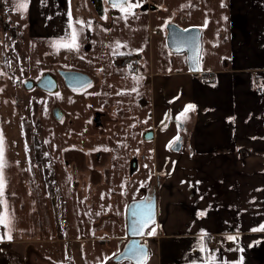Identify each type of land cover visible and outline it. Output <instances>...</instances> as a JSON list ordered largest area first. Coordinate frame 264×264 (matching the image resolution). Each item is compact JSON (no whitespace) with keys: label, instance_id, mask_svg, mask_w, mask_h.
<instances>
[{"label":"crops","instance_id":"crops-1","mask_svg":"<svg viewBox=\"0 0 264 264\" xmlns=\"http://www.w3.org/2000/svg\"><path fill=\"white\" fill-rule=\"evenodd\" d=\"M216 1L212 0L213 3ZM165 2L146 0L142 1V6H154L153 10L146 11L169 12L173 6ZM70 3L71 0H30L32 11L37 13L66 9ZM222 3L223 7L212 10L216 11L215 14L219 11L226 16L231 30L232 56L224 68L201 69L199 74H193L184 53L173 65L169 64V71L165 70L168 66L160 70L153 58L143 62L144 47L140 46L133 51L137 57L132 60L131 66H134V60L141 62L135 75L147 78L146 86L150 87L149 101L144 99V93L140 94L139 100L144 109L148 107L151 111L149 119L152 124L149 130L153 132L151 134L149 131L145 142L152 145V156H158L159 153L158 140L161 138L158 129L170 127L171 120L177 122L176 118L185 106H195L194 110L187 112L186 119L181 117L177 130L179 134L176 137H182V149L176 151L171 148L173 152L182 153L187 150L193 153L195 178L188 177L184 168L180 173L176 170L177 175L171 176L165 166L161 171H154L157 187L149 186L142 197L129 201L130 204L141 200L150 193L157 196L155 234L145 235L143 239L149 246L146 264H191L192 261H199L202 253L197 248L202 231L208 234L205 238L207 248H215L217 256L228 264H236L241 257L243 264H264V231H253L264 225V88L261 87L264 84V0H221L220 5ZM185 4L182 2L183 6ZM86 5L90 12L94 11L91 2ZM3 6L0 3V9ZM199 11L189 15L186 11L180 14L186 26L175 20L170 21L167 17H160L158 21L162 22L161 25L168 21L174 22L184 29L199 27L201 20L196 18ZM214 24L219 25L216 19L210 21L211 26ZM203 35L202 31V38ZM140 49L142 51H138ZM164 65H167L165 59ZM3 71L5 77L10 79L6 65ZM199 75L205 77L197 78ZM164 77L173 81L166 97L169 99V92L180 95L170 103L155 93L156 78L160 82ZM182 79L188 80L191 85V88L185 90L186 94H181V87H178ZM97 82L101 83L100 79ZM111 87H116V83ZM125 100L132 107L130 99ZM120 113L124 117V113ZM25 123L27 126V120ZM62 124L66 127V122ZM62 135L68 137L63 140L70 138L67 133ZM23 138L28 142L27 152L20 154L21 163L20 159L11 161L19 163L26 186L21 187L17 181L19 176H16L15 185L18 188L11 189L7 182L8 175L4 172L5 199L15 221L12 238L0 240V264H91L90 259L84 255L85 242L90 241L91 233L86 234L88 236H71L68 233L66 224L73 217V192L79 189L68 178H64L62 172H70V168L77 169L78 163H72L71 166L68 161L76 151L85 156L89 149V154L100 153L103 159L109 150L102 148V137L91 144H85L89 143L87 141L73 148L64 147L61 152L63 163L58 160L59 154L49 155L42 140H37V143V137L32 138L30 134H25ZM108 139L112 144L114 138ZM39 142L42 147L39 146L41 149L37 150ZM175 144L173 141L171 146ZM136 165L137 171L138 160ZM96 187L93 190L89 188L88 193L94 192ZM85 198L90 200L89 197H82ZM202 212L206 214L199 215ZM110 217L115 218L117 225L122 228L121 221L112 210L103 219ZM37 222H40L39 230ZM126 230L127 227L124 233L122 231L112 237L122 244L105 254L101 264H130L129 261L114 262L117 256L113 255L120 254L128 241ZM0 233H6V230L0 227ZM228 236H237V242L229 241ZM212 243L214 246H211ZM237 247L241 251H237Z\"/></svg>","mask_w":264,"mask_h":264},{"label":"rangeland","instance_id":"rangeland-1","mask_svg":"<svg viewBox=\"0 0 264 264\" xmlns=\"http://www.w3.org/2000/svg\"><path fill=\"white\" fill-rule=\"evenodd\" d=\"M89 2H91L93 12H90V8L86 5ZM182 2L190 6L182 7ZM0 3L5 5L0 9V88L2 89H0V131L4 136L6 160L4 172L8 175L7 182L11 189L18 188L15 185V179L19 176L17 180L19 185L26 186L19 163L11 161L20 159V154L27 152L29 146L23 138L25 134H31L32 138L38 136L36 142L38 143L39 139L42 140V145L48 148L49 155L59 154L60 163H63L61 152L64 147L73 148L87 141L89 143L85 144H91L102 137V148L108 149L109 152L103 159H100L95 169H90L94 173L80 168L83 153L77 151L74 152L72 158L68 159L71 166L72 163H78L77 169L70 168V172L67 170L62 172L64 178H68L72 185L79 189L78 192H73V217L66 224L69 228L68 233L71 236H88L86 234L91 233L90 241L85 242L84 255L90 259L91 264H101L105 254L119 248L122 244L120 240L112 237L119 235L122 231L124 233L127 227L126 210L130 199L142 197L149 186H158V181L154 179L155 170L161 171L166 166L173 176L177 175L176 170L180 173L184 168L188 177L195 178L193 153L190 154L187 150H183L182 153L173 152L171 149L174 138L179 134L176 121H169L170 127L166 129H158V136L161 138L158 140L159 153L158 156H152V145H148L143 138V134L150 129L152 124L149 119L151 111L148 107L144 109L139 100L141 93H144L146 102L150 99L148 96L150 87L146 86L147 78L136 77L134 73L130 74L126 67H115L112 64H115L117 56L133 53L142 46L145 49L143 62L148 58H153L160 70L169 67V64L173 65L180 58L179 56L183 57L185 54H175L169 50L166 43V23L161 25L159 18L167 17L170 21L175 20L180 25L186 26L180 14L186 11L189 15L201 10L196 14V18L201 20V25L190 27L204 32L201 69L224 68L226 61L231 60L232 56L231 30L224 19L226 16L219 11L215 14L216 11L212 10L221 8V0L215 3L212 0H166L165 4L169 3L173 6L169 12L142 11L139 7L135 9L136 14L129 16L127 20L121 19L120 11L107 4L104 7V16L100 17L92 0H71L70 6L66 9L49 12L43 10L40 13L32 11L30 0L24 12L16 10L17 0H0ZM69 13H71L73 23L75 20L91 21L92 26L90 30L85 27L80 34L79 51L61 49L57 52L52 42L65 37L71 31L68 27ZM215 19L219 25L211 26L210 21ZM206 20L208 23L204 27ZM76 27L79 29V25ZM117 42L127 47L117 49ZM118 53L125 54L119 55ZM17 54L21 55L22 63L16 64L20 68H17L15 73L9 77L10 79H7L3 74L4 65L7 69L10 65L9 61L16 58ZM138 55L142 58L140 53ZM51 56L52 61L57 62L58 65L64 68L75 67L92 74L98 77L101 83H94L82 94L74 95V97L65 96L67 94L60 96L61 109L67 113L66 127L64 124L53 122L48 109L42 112V122L34 120L26 126V120L23 117L24 114L28 115L29 107L32 109V105L29 101L19 102L11 93L13 92L11 89L13 80L19 77L18 71L25 67L26 60L31 61L30 63L43 62L38 66L44 68L49 65L48 57L51 58ZM163 59L167 65L163 66ZM231 66L232 64L229 65ZM165 70L169 71L170 67ZM203 77L205 76L199 75L197 78L202 79ZM98 78H96L97 81ZM148 78L151 77L148 76ZM108 83L111 86L116 83V87H111ZM172 85L173 81L168 77L161 78L160 82L156 78L157 97L165 99L166 103L179 97L180 95L171 92L168 93L169 99L166 97L167 90ZM178 87H181V94H186L185 90L191 88V85L188 80L182 79ZM126 98L132 102V107L124 102ZM93 110L106 113L102 129H97L90 122L93 118ZM32 111L34 112L35 109ZM120 111L124 113V117L121 116ZM143 113L145 114L141 117ZM63 133H67L70 138L63 140L68 138L62 135ZM108 138H114L112 144ZM42 145H38L37 150L41 149L39 146L42 147ZM76 153L79 154L76 155ZM132 159L139 161V169L133 175L129 172ZM21 161L20 159V163ZM65 183L68 182L65 181ZM95 187V191L89 194L87 190L89 188L93 190ZM82 197H89L90 200L82 199ZM111 210L121 221L122 228L117 225L118 221L115 218L103 219L104 215L110 213ZM36 221H38V216H36ZM39 228L40 222H37V229ZM149 228L147 231H151L155 225ZM51 231L53 233L54 229ZM35 246L40 248L38 244Z\"/></svg>","mask_w":264,"mask_h":264},{"label":"snow or ice","instance_id":"snow-or-ice-1","mask_svg":"<svg viewBox=\"0 0 264 264\" xmlns=\"http://www.w3.org/2000/svg\"><path fill=\"white\" fill-rule=\"evenodd\" d=\"M107 3L111 5L113 9L120 11L121 19L127 20L129 16H134L135 9L142 7L141 0H106ZM190 5H185L182 7H188ZM223 7V3L221 4ZM28 0H17V11L24 12L27 10ZM106 18V17H104ZM227 19L226 17L224 18ZM170 21L166 22L165 27L168 26ZM208 21H205L204 27L207 26ZM77 25H79V29H77ZM91 21L85 22L83 20H75L73 23V18L71 13H69V29L71 30L69 33L65 35V37L55 40L52 42L53 47L56 48L57 52L61 49H65L68 51H79L80 49V34L84 31V28L87 27L89 30L91 29ZM189 29H185L184 32H189ZM175 39V37H173ZM179 46L175 49L177 53L182 52L185 48L193 53V55L189 58L190 63V71H199L201 70L200 61L202 60L203 49L198 42V37H188L185 36L180 39L178 42ZM215 46V45H214ZM127 47V45H121L119 42L116 44V48ZM142 51V49L138 50ZM119 55H124L125 53H118ZM131 67V66H129ZM90 86V85H88ZM264 88V84L261 85ZM136 91V89H133ZM58 95V93H57ZM194 105L185 106L184 111L176 118L178 126L181 121V117L184 119L187 118V112L189 110H194ZM234 119V118H233ZM179 137L174 138V142H178ZM107 150V149H105ZM4 136L2 131H0V227L6 230V233H0V240L5 238L11 239V232L14 228L15 217L14 214L9 212L7 207V202L5 199V186L6 181L4 177V168L6 167V160L4 157ZM206 213H200L199 215L203 216ZM134 217L132 222L131 234L134 236H144V235H153L155 234V228H152L151 231H146L150 227L151 224L155 223L154 214L149 207L147 211L141 210L139 212L134 211L132 213ZM264 231V225H261L259 229H254L253 231ZM208 236L206 232H201L200 241L197 250L202 253V256L199 261H192L191 264H228L227 261L221 260L216 252L207 248L205 243V238ZM210 238V237H209ZM227 239L232 242H237V236H228ZM237 251H241L239 247L236 249ZM114 256H122L123 259H126L130 262V264H146L148 253L146 250V246L143 244H139L138 242H133L128 246L126 252L123 254H113ZM236 264H243V258L236 262Z\"/></svg>","mask_w":264,"mask_h":264},{"label":"flooded vegetation","instance_id":"flooded-vegetation-1","mask_svg":"<svg viewBox=\"0 0 264 264\" xmlns=\"http://www.w3.org/2000/svg\"><path fill=\"white\" fill-rule=\"evenodd\" d=\"M17 53L19 54V51H17ZM18 54L16 55L17 56L16 58L13 59L12 57L13 60L9 61L10 65L7 66L10 76H12L15 73L17 68H20L18 65L16 66V64L22 63L20 59L21 55H18ZM117 57L118 59L115 60V64H113V66L126 67L129 70L130 74H133V73L135 74L136 72L135 70L137 69L138 65L141 64L139 60H134L133 63L136 62V66L135 67L133 65L131 66L132 60L135 57H137V55L133 53L132 54L128 53L125 56H117ZM48 58H49L48 60H50L48 61L49 65L44 68L42 66H38L40 63H43V62L30 63L31 61L27 62L26 60L25 67L21 71L20 70L18 71L19 77L17 78L15 77V80H13L14 81L13 87H11L13 92L11 93L15 95V97L19 100V102L29 101L30 104L32 105V109L31 107H29L30 112L28 111L27 113L28 115L24 114V117H23L25 120H27V124L32 123V121L34 120H36V122H42V112H44V109H48V111L50 110V119L53 122L57 124H62L64 122L67 123L66 121L67 113L61 109L60 96L62 94H67L65 96L74 97V95L81 94L85 90V88L84 90L83 89L82 90H72L68 88L62 76V71H80V69L78 70L75 67L64 68L58 65L57 62L52 61V56L51 58L50 57ZM80 72H84V71H80ZM86 74L90 75V77L93 79V84L97 82V79H96L97 77H94L92 76V74H89V73H86ZM47 75L51 76V79H54L57 81V84H58L57 91L50 92V91H47L45 89H42L36 86V84L40 81V79ZM48 86L49 88H52L51 84H48ZM40 106L42 108H39ZM33 109H35L34 112L32 111ZM56 109H60L62 111V115L64 114L62 120H57L55 118L54 112ZM105 117H106V113L104 114V112L93 110V118L90 122L97 129H102L104 126ZM149 131L151 130H147L143 134L144 140L145 138L148 137ZM100 159H101L100 153H95V154L87 153L85 156L84 155L82 156V165L80 167L88 168V169H95ZM132 161H137V159H133ZM95 162H97L96 165H95ZM147 195H152V194L150 193Z\"/></svg>","mask_w":264,"mask_h":264},{"label":"water","instance_id":"water-1","mask_svg":"<svg viewBox=\"0 0 264 264\" xmlns=\"http://www.w3.org/2000/svg\"><path fill=\"white\" fill-rule=\"evenodd\" d=\"M92 3L96 9V12L99 14L100 17L104 16L105 4L110 5L109 3L106 2V0H92ZM148 9L153 10L154 6L145 4L141 7L142 11H146ZM186 29H189L190 31L187 33L184 32V30H185L184 28H181L179 25H177L176 23H173V22H170L168 24V26L166 27L167 44H168L169 49L171 51H173L174 53H177L175 51V49L179 46L178 42L180 41L181 38H183L185 36L198 37V42L202 47V31L198 28H186ZM173 37H175V39H173ZM180 53H186L188 66L190 69L189 58L193 55V53L191 51L187 50L186 48ZM191 72L193 74H199L201 72V70L191 71ZM62 76L64 78L66 86L72 90H82V89L88 87V85L93 83V79L90 77V75H88L84 72H80V71H62ZM48 84H51L52 88H49ZM36 86H38L42 89H45L47 91H50V92H55L58 89L57 81L54 79H51V76H49V75L42 77L40 79V81L36 84ZM54 116L57 120H61V118L63 116L62 111L60 109H56L54 112ZM152 132L153 131H151V134H152ZM148 137H149V134H148ZM172 148L176 151H180L182 149V137H179V141L176 142V144L173 145ZM136 163H137V161H132L130 164V173L131 174H133L137 169ZM149 207L151 208V210L154 214V220L156 223V221H157V196L155 193H153L152 195H147L145 198H143L141 200L132 201L128 205L127 213H126V215H127L126 216V222H127L126 234L128 236V241L124 245V248L120 254L125 253L128 246L131 245L133 242H138L139 244H143L146 246V250H147L148 258H149V246H148V244L143 242L145 235L144 236H134L131 234L132 222L134 219V217L132 216V213L134 211L139 212L141 210L147 211V209ZM154 224H151L150 227ZM146 231H147V229H146ZM148 258H147V261H148ZM122 261H128V260L123 259L122 256H117L114 259V262H116V263H120Z\"/></svg>","mask_w":264,"mask_h":264},{"label":"built area","instance_id":"built-area-1","mask_svg":"<svg viewBox=\"0 0 264 264\" xmlns=\"http://www.w3.org/2000/svg\"><path fill=\"white\" fill-rule=\"evenodd\" d=\"M134 66H136V62L134 63ZM206 80H207V79H206ZM258 89H259L260 91L262 90V88H260V87H259ZM211 246H214V244L212 243ZM211 250L214 251V252L216 251L215 248H212Z\"/></svg>","mask_w":264,"mask_h":264}]
</instances>
